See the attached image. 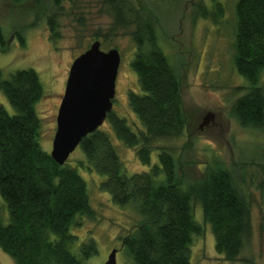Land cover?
<instances>
[{
	"label": "trees",
	"instance_id": "16d2710c",
	"mask_svg": "<svg viewBox=\"0 0 264 264\" xmlns=\"http://www.w3.org/2000/svg\"><path fill=\"white\" fill-rule=\"evenodd\" d=\"M19 4L24 0H9ZM41 6V0H32ZM49 0L46 16L48 39L54 44L60 33L57 14L63 2ZM112 22L104 35L129 34L134 45L130 68L138 91L126 93L130 110L140 123L135 130L126 118L110 110L106 118L115 137L135 148L137 159L148 170L128 174L108 133L97 128L82 137L78 146L84 159L77 165L104 176L98 189L119 207L131 205L141 220L121 237V248L130 264H189L194 235L201 228L193 216V204L214 237V249L224 259L239 258L252 233L249 204L231 172L220 161H183L161 139L183 134L186 118L180 78L159 45L158 14L142 4L105 0ZM191 1L192 19L217 24L224 8L220 0ZM233 66L248 81L247 91L234 99L231 113L241 126H264V91L259 78L264 71V0H236L234 4ZM19 44L24 38L14 31ZM103 35V36H104ZM0 24V49H4ZM0 91L14 112L0 104V196L8 210V222L0 223V248L14 264H82L96 253L90 238L71 250L77 235L70 228L78 217L93 218L87 184L75 165L55 162L42 149L43 123L37 104L44 92L37 72L16 69L7 77L0 72ZM192 140L181 149H190ZM157 161L151 164V152ZM264 159V150L262 152ZM151 164V165H150ZM264 210V202H263Z\"/></svg>",
	"mask_w": 264,
	"mask_h": 264
},
{
	"label": "rangeland",
	"instance_id": "374dc122",
	"mask_svg": "<svg viewBox=\"0 0 264 264\" xmlns=\"http://www.w3.org/2000/svg\"><path fill=\"white\" fill-rule=\"evenodd\" d=\"M134 5L142 4L158 14L159 45L168 62L180 78L181 100L186 118L183 134L176 139L156 142L169 146L183 161L197 159L200 164L220 161L233 179L250 207L252 233L239 258L229 261L214 249V237L204 221L201 207L193 204V216L201 228L194 235L190 247L189 264H264V126H241L231 113L235 98L247 91L248 81L233 66L234 4L236 0H220L223 16L217 24L204 18L192 19V0H126ZM210 5L209 0H202ZM36 6L32 0L12 4L0 0V24L5 47L0 49V72L7 77L16 69L33 68L42 84L44 96L37 104V112L43 123L39 139L43 150H51L55 130V116L64 91L65 81L72 60L94 40H100V48H116L120 61L115 78L112 111L126 118L135 130L138 119L130 110L126 93L138 91L136 74L129 66L134 45L129 34L104 35L111 22L112 12L105 0H71L63 2V12L57 14L59 39H48L46 16L51 12L49 0H41ZM14 31H19L21 45ZM104 35V36H103ZM264 91V71L259 78ZM0 104L9 112L14 110L0 91ZM213 116L202 129L198 125L206 112ZM99 129L105 130L130 174L148 170L136 157L135 148L120 142L107 119ZM192 140L190 149H181L183 143ZM195 157V158H194ZM84 154L77 145L66 162L75 165L87 184L89 203L94 209L93 218L78 217V225L70 228L77 235L71 250L78 253V246L92 238L96 253L84 259L82 264H103L112 248H116V263L130 264L121 248V237L141 220L131 206L114 205L107 193L98 189L104 176L89 172L77 165ZM157 161V150L151 152V164ZM150 164V165H151ZM8 222V210L0 196V223ZM0 264H14L10 256L0 248Z\"/></svg>",
	"mask_w": 264,
	"mask_h": 264
},
{
	"label": "water",
	"instance_id": "95a60500",
	"mask_svg": "<svg viewBox=\"0 0 264 264\" xmlns=\"http://www.w3.org/2000/svg\"><path fill=\"white\" fill-rule=\"evenodd\" d=\"M119 61L118 50L101 49L98 39L72 60L57 108L49 152L58 164L65 163L81 138L96 130L112 110ZM212 116V112H206L199 129L207 125ZM116 251L112 248L103 264H117Z\"/></svg>",
	"mask_w": 264,
	"mask_h": 264
},
{
	"label": "flooded vegetation",
	"instance_id": "af4514ba",
	"mask_svg": "<svg viewBox=\"0 0 264 264\" xmlns=\"http://www.w3.org/2000/svg\"><path fill=\"white\" fill-rule=\"evenodd\" d=\"M12 36H15V33H13Z\"/></svg>",
	"mask_w": 264,
	"mask_h": 264
},
{
	"label": "bare ground",
	"instance_id": "6f19581e",
	"mask_svg": "<svg viewBox=\"0 0 264 264\" xmlns=\"http://www.w3.org/2000/svg\"><path fill=\"white\" fill-rule=\"evenodd\" d=\"M204 3V2H203Z\"/></svg>",
	"mask_w": 264,
	"mask_h": 264
}]
</instances>
